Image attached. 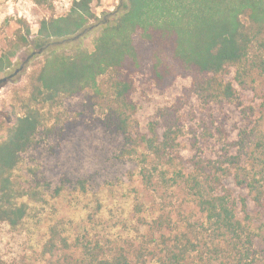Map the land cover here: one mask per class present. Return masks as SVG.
I'll return each instance as SVG.
<instances>
[{"label": "trees", "instance_id": "16d2710c", "mask_svg": "<svg viewBox=\"0 0 264 264\" xmlns=\"http://www.w3.org/2000/svg\"><path fill=\"white\" fill-rule=\"evenodd\" d=\"M92 2L41 19L33 36L20 20L0 54V75L30 44L42 57L25 97L0 118V222L15 230L27 216L28 193L14 176L24 154L41 140L100 128L121 138L151 199L141 240L104 248L52 229L46 264H264V0H120L102 19ZM36 4L52 9L51 0ZM90 29L91 51L83 43ZM140 80L158 93L190 80L184 94L209 106L191 158L181 156L175 113H161L146 132L135 127ZM80 97L69 110L65 101ZM234 112L239 126L227 124ZM218 138L225 144L212 158L203 146Z\"/></svg>", "mask_w": 264, "mask_h": 264}, {"label": "rangeland", "instance_id": "374dc122", "mask_svg": "<svg viewBox=\"0 0 264 264\" xmlns=\"http://www.w3.org/2000/svg\"><path fill=\"white\" fill-rule=\"evenodd\" d=\"M73 1L51 0L50 10L36 4V0H0V54L13 38L20 20L30 26L33 36L41 19L51 14L55 17L66 15ZM119 2L93 0L91 10L102 19L105 14L115 12ZM96 30H88L83 40L89 51L93 49ZM33 52H39L33 44L21 50L12 68L1 74L0 79L13 74ZM41 61L40 55L33 56L22 71L0 85V118L11 116L13 106L25 97L27 75ZM190 83V80H178L169 91L158 93L140 80L133 97L136 105L133 120L141 132L148 131L149 124L159 119L161 113L179 116L184 125L179 146L183 160L195 154V150L189 149V141L200 137L202 118L207 117L205 110H210L198 97L184 94L183 89L189 88ZM249 98L245 99V104L250 103ZM83 101L80 97L65 101V104H71L68 109L72 110L76 108L73 105ZM237 114H230L231 121L227 124L239 126ZM224 144V140L218 138L203 149L214 158L222 152ZM122 149L120 137L97 128L79 129L62 143L41 140L36 149L24 154L14 176L28 193L22 200L27 216L15 230L0 222V262L46 264L47 256L42 250L52 229L60 238L99 243L104 248L116 244L125 246L126 242L133 241L137 244L141 239L136 230L146 216L151 199L142 188L135 159L123 157ZM174 197L182 204L187 200L181 193ZM187 212L186 209L184 213Z\"/></svg>", "mask_w": 264, "mask_h": 264}, {"label": "water", "instance_id": "95a60500", "mask_svg": "<svg viewBox=\"0 0 264 264\" xmlns=\"http://www.w3.org/2000/svg\"><path fill=\"white\" fill-rule=\"evenodd\" d=\"M36 54H40V52H33L30 56H28V57L26 58V60L20 65V67H19L17 70H15V72H14L13 74H11V75H9V76H7V77L1 78V79H0V85L3 84V83H5V82L8 81L9 79L15 77L20 71H22L23 68H24V66H25V65L30 61V59H31L33 56H35Z\"/></svg>", "mask_w": 264, "mask_h": 264}]
</instances>
